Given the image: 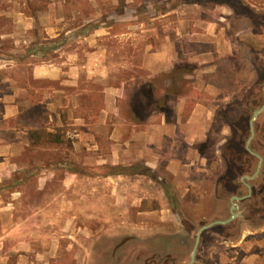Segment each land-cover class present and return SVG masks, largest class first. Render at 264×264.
<instances>
[{"label":"crops","instance_id":"0c3cea01","mask_svg":"<svg viewBox=\"0 0 264 264\" xmlns=\"http://www.w3.org/2000/svg\"><path fill=\"white\" fill-rule=\"evenodd\" d=\"M98 1L0 0V264H62L64 255L55 253L58 238L93 231L77 222L104 226L112 204L118 216L129 204L137 215L155 217L158 206L178 203L171 189L181 202L180 185L194 163L187 160L196 151L190 145L205 139L216 106L213 99H192L200 94L206 101L218 93L227 98L238 90L233 65L241 32L228 31L235 16L231 2L100 0L108 2L110 15L94 23ZM239 1L264 16L253 1ZM84 6L91 11L77 21ZM175 66L187 69L179 83L185 93L168 94L167 111L152 106L140 120L131 119L140 86ZM170 82L167 77L155 97ZM187 100L192 106L185 114ZM37 129L49 132V140H36L31 131ZM249 147L262 162L253 178H244L258 163L245 148L256 165L241 177L246 193L230 194L244 196L233 200L241 214L235 218H244L241 203L264 173L263 153ZM135 164L150 170L148 181L159 186L158 196L137 193L135 182L128 194L125 172H93ZM260 231L264 240V226ZM258 256L250 251L242 260L253 263Z\"/></svg>","mask_w":264,"mask_h":264},{"label":"rangeland","instance_id":"374dc122","mask_svg":"<svg viewBox=\"0 0 264 264\" xmlns=\"http://www.w3.org/2000/svg\"><path fill=\"white\" fill-rule=\"evenodd\" d=\"M227 1L231 2L235 14L228 31L241 32L237 38L233 65L238 90L227 98L218 93L206 101L200 94L192 99L197 101L198 97L206 103L213 99L216 106L211 111V119H207L205 139L190 145L191 149L196 150L190 159L183 156L188 162L194 160L190 165V177H186L183 184L180 183L179 188L184 192L183 199L179 202L178 190L171 189L178 203L158 206L155 217L137 215L136 207L129 204L124 205V211L118 216L117 205L112 204L111 216L104 221V226H100L101 222L97 220L77 222L78 228L88 225L93 231L89 235L79 232L72 237L64 235L58 238L59 247L55 253L59 257L64 255V259L58 262L187 264L198 228L215 217H229L230 194L246 193L241 177L252 172L256 165V159L245 149L249 119L253 108L264 101V16L251 13V9L239 0ZM252 1L254 9L264 11V0ZM107 4L98 1V7L95 8H99L100 12H97L99 17L94 23L105 21L110 15L108 10L111 7ZM83 9L77 21H81L91 11L90 6H84ZM249 100L253 101V105H248ZM255 124L257 130L250 146L259 149L264 155V109L258 114ZM179 146L182 147L181 143ZM112 167H94L93 172L112 170ZM125 173L128 194L135 192V188L129 187V184L135 182L139 184L137 193L159 195V186L148 181L152 178L151 173H141L146 175L144 177L135 175L131 170ZM151 206L143 204L140 207ZM240 209L244 218L237 217L227 224H216L202 232L193 264H264V240H260L263 233L260 230L264 226V173L254 181L252 196L241 203ZM102 228L107 231L102 232ZM246 241L250 244H245ZM69 246V251H66L65 248ZM250 251H256L261 257L258 256L253 263L243 261L244 255Z\"/></svg>","mask_w":264,"mask_h":264},{"label":"trees","instance_id":"16d2710c","mask_svg":"<svg viewBox=\"0 0 264 264\" xmlns=\"http://www.w3.org/2000/svg\"><path fill=\"white\" fill-rule=\"evenodd\" d=\"M187 71L185 66H175L173 71L169 74H161L159 75L153 83L147 82L143 85L140 86L138 89V93L135 95L132 106L130 108V113L128 114L131 119L134 121H138L141 118H143L146 113H148L149 109L152 108V106L156 107V109H162L164 111H167L166 106H165V98L168 94L171 95H177V94H182L185 93L183 92V88L179 87V83L181 81V73ZM170 77L171 82L168 86H164L163 90L164 93L162 95H158L155 97L157 94L158 87L163 84L164 80ZM159 85V86H156ZM184 95V94H183ZM253 103V101L251 102ZM192 106L191 100H187V103L185 104V109L183 110V113H188V108L190 109ZM144 109H147L144 111ZM31 135L36 138V140H49L50 138V133L45 131V130H33L31 131ZM105 167H108V165H103ZM112 167V166H109ZM112 170H106L104 172H98L94 173L97 175H107V174H117V173H122L125 172L126 170H131L133 173H145L148 174L150 173V170L144 166H140V164H135L130 167L124 168L120 166H113L110 168Z\"/></svg>","mask_w":264,"mask_h":264},{"label":"water","instance_id":"95a60500","mask_svg":"<svg viewBox=\"0 0 264 264\" xmlns=\"http://www.w3.org/2000/svg\"><path fill=\"white\" fill-rule=\"evenodd\" d=\"M264 108V102L261 106L255 108L253 111H252V115L249 119V136L247 137L246 139V142H245V148L252 154H254L257 158H258V163H257V166H256V169L255 171L253 172V174L251 176H247L245 175L244 178H247V179H251L253 178L259 171V168H260V165H261V162H262V157L255 153L254 151H252L249 147V143H250V140L251 138L253 137L254 135V120L256 118V116L258 115V113ZM246 185L248 186L249 188V184L246 183ZM244 196H238V195H232L231 196V199H230V216L225 218V219H215L213 221H210L206 224H203L201 225L197 232H196V236H195V240H194V244H193V247H192V250H191V255H190V259L188 261L187 264H192V262L194 261V258H195V254H196V251H197V247H198V243H199V239H200V235L202 233V231H204L205 229L213 226V225H216V224H226L228 223L229 221H231L232 219H234L238 214L241 215L240 213L234 211V209L236 208V204L235 202L233 201L234 199H239V198H242Z\"/></svg>","mask_w":264,"mask_h":264},{"label":"flooded vegetation","instance_id":"af4514ba","mask_svg":"<svg viewBox=\"0 0 264 264\" xmlns=\"http://www.w3.org/2000/svg\"><path fill=\"white\" fill-rule=\"evenodd\" d=\"M263 170H264V168H263Z\"/></svg>","mask_w":264,"mask_h":264}]
</instances>
